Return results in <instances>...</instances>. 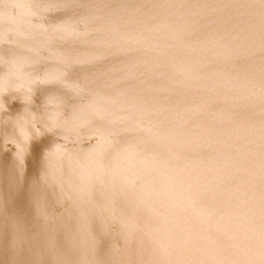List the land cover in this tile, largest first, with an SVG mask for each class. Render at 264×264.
<instances>
[{"label": "water", "instance_id": "water-1", "mask_svg": "<svg viewBox=\"0 0 264 264\" xmlns=\"http://www.w3.org/2000/svg\"><path fill=\"white\" fill-rule=\"evenodd\" d=\"M0 264H264V0H0Z\"/></svg>", "mask_w": 264, "mask_h": 264}]
</instances>
